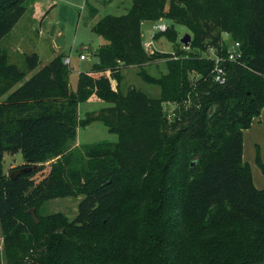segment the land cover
Instances as JSON below:
<instances>
[{
  "label": "trees",
  "instance_id": "obj_1",
  "mask_svg": "<svg viewBox=\"0 0 264 264\" xmlns=\"http://www.w3.org/2000/svg\"><path fill=\"white\" fill-rule=\"evenodd\" d=\"M28 1L0 0L6 264H264V190L243 161L244 131L264 109V0H133L127 14L93 25L106 43L91 71L79 74L76 91L62 55L29 80L8 62L1 41ZM161 20L173 25L154 38L177 42L175 25L184 26L192 34L190 55L145 50L143 23ZM225 33L240 43L235 62ZM210 48L222 58L223 84L214 80ZM162 60L168 74H149L147 67ZM25 61L30 72L40 66L36 53ZM130 67L160 88V98L136 87L122 92ZM88 101L111 106L81 119L79 106ZM168 104L175 106L171 119ZM96 122L118 141L83 146L82 153L74 147L78 130ZM18 153L25 164L16 170L37 168L13 179L16 170L5 174L3 161ZM257 164L264 175L260 156ZM69 197H82L75 219L38 216L45 203Z\"/></svg>",
  "mask_w": 264,
  "mask_h": 264
},
{
  "label": "rangeland",
  "instance_id": "obj_2",
  "mask_svg": "<svg viewBox=\"0 0 264 264\" xmlns=\"http://www.w3.org/2000/svg\"><path fill=\"white\" fill-rule=\"evenodd\" d=\"M32 0L28 1V9L24 17L20 19L16 27L1 41V47L8 57V62L16 65L20 70L26 72V80H29L38 70L49 64L56 56H70L71 65L69 83L72 91H76L78 77L80 73L89 72L98 62L95 56L96 50L106 41L98 36L92 29L93 25L106 15L122 16L127 14L132 6L133 0H35L42 3L44 11L42 14L35 15L38 5L32 6ZM52 3V4H51ZM52 8V9H51ZM96 10V15L91 10ZM165 24L171 27L173 23L168 20H161L155 25L147 23L144 26V42L153 41V52H163L168 54L181 53L182 57L191 54L190 48H185L180 44V39L191 34L188 29L181 25H175L179 34L177 42L169 41L165 36L155 39L156 26ZM63 38L65 44L57 47L58 39ZM230 45V39L225 40ZM38 54L40 66L37 70L30 72L26 66L25 56ZM148 53H151L150 50ZM85 55V61L80 60V55ZM149 74L160 77L168 72V65L165 60L156 62L147 67ZM124 81L122 90L126 95L130 87H136L151 98H157L160 95V88L145 83L139 76V70L136 67H130L123 71ZM197 80V76H192ZM21 84L12 88L10 92L15 91ZM2 97L0 102L6 99ZM111 104L105 102L88 101L80 104L79 117L84 119L87 113L99 112L110 107ZM175 106L166 105V111L169 119L173 118ZM263 113V112H262ZM262 123L253 121L250 129L244 131L243 135V161L248 163L254 185L259 190H264V175L257 164V157L260 156L264 162V113ZM259 119V121H260ZM118 137L109 133L108 129L99 122L93 123L86 128H80L78 131L77 147L83 153V146H90L100 143H116ZM24 158L21 153L16 155L6 154L3 161V171L9 175L11 171L24 165ZM82 197H69L63 199L51 200L38 209V216L45 218L48 216L62 214L71 221L78 214V205ZM0 246L2 251V263L6 264V252L3 246V239L0 230Z\"/></svg>",
  "mask_w": 264,
  "mask_h": 264
},
{
  "label": "built area",
  "instance_id": "obj_3",
  "mask_svg": "<svg viewBox=\"0 0 264 264\" xmlns=\"http://www.w3.org/2000/svg\"><path fill=\"white\" fill-rule=\"evenodd\" d=\"M156 30H158L159 32H164L168 29V27L165 24H159L156 27ZM224 39H230V47H229V51H228V59L230 61H237L241 58L242 52H241V48H240V43L238 42H234L231 40L230 35L228 33L224 34ZM145 50L147 52L153 53V51H151V48L153 47V41H150L148 43L144 44ZM207 57L210 59H213L216 63L215 66V70H214V80L215 82L219 83V84H223L225 81V71L221 66L222 63V58L219 57L216 54L215 49L210 48L208 53H207ZM86 56L85 55H80V60L84 61L86 60ZM64 64L68 67H70L71 65V57L70 56H65L64 60H63Z\"/></svg>",
  "mask_w": 264,
  "mask_h": 264
},
{
  "label": "water",
  "instance_id": "obj_4",
  "mask_svg": "<svg viewBox=\"0 0 264 264\" xmlns=\"http://www.w3.org/2000/svg\"><path fill=\"white\" fill-rule=\"evenodd\" d=\"M191 41H192V36L190 34H186L180 39V44H182L185 48H189ZM64 44H65V42H64L63 38L58 39L56 42L57 47H62ZM36 168L37 167L34 166V167H23L21 169H18L12 173V178L15 179L18 175L24 174V173H29L33 169H36ZM30 214H31L32 218L36 221V223L39 224V219H38L34 209H32L30 211Z\"/></svg>",
  "mask_w": 264,
  "mask_h": 264
},
{
  "label": "crops",
  "instance_id": "obj_5",
  "mask_svg": "<svg viewBox=\"0 0 264 264\" xmlns=\"http://www.w3.org/2000/svg\"><path fill=\"white\" fill-rule=\"evenodd\" d=\"M31 4H32V6H33V4L34 5H38L37 6V9H35V6H34V8H32L33 10H35V15L36 14H38V15H40V14H42L43 13V11H44V7H43V5H42V3H39V2H36L35 0H32L31 1ZM52 4V3H51ZM147 23H152L153 25H155L157 22H145V23H143V25H142V36L144 35V26L147 24ZM143 42H144V40H143ZM146 42H144V44H145ZM148 43V42H147ZM82 61V60H81ZM85 61V60H84ZM158 62H161V61H158ZM166 74H168V72L166 73ZM166 74H163V75H166ZM156 77V76H155ZM122 86H123V82H122V84H121V90H122ZM131 88V87H130ZM122 92H123V90H122ZM124 93V92H123ZM160 96H161V91H160V95L157 97V98H160ZM98 102V101H97ZM165 108H166V106H165ZM262 112L264 113V109L262 110ZM261 112V115L258 117V118H255L254 119V121H257V122H259L260 124L262 123V120L260 119V118H262V115H263V113ZM259 119H260V121H259ZM79 131V130H78ZM77 138H78V136H77ZM74 147H80L78 144H77V141L75 142V144H74ZM23 164H25V161H24V163Z\"/></svg>",
  "mask_w": 264,
  "mask_h": 264
}]
</instances>
